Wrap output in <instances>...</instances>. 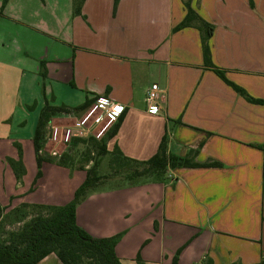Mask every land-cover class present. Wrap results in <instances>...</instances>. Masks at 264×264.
Here are the masks:
<instances>
[{"label": "crops", "instance_id": "crops-1", "mask_svg": "<svg viewBox=\"0 0 264 264\" xmlns=\"http://www.w3.org/2000/svg\"><path fill=\"white\" fill-rule=\"evenodd\" d=\"M185 1L85 0L75 15L73 0H0V160L18 161L15 143L24 151L32 145L45 106L71 111L52 118L62 126L87 101L108 97L126 107L107 140L110 152L147 161L166 136L170 155L218 165L134 180L100 173L108 177L79 204V226L97 238L117 237L123 264H174L176 257L177 264H258L264 103L251 99L264 101V0L190 4L214 27L211 62L246 95L205 66L203 30L174 31L187 16ZM152 84L162 90L157 114L146 104ZM8 169L0 179L8 211L70 202L29 195L26 178L9 188ZM69 173L74 181L77 173ZM37 264L63 263L51 254Z\"/></svg>", "mask_w": 264, "mask_h": 264}, {"label": "trees", "instance_id": "trees-1", "mask_svg": "<svg viewBox=\"0 0 264 264\" xmlns=\"http://www.w3.org/2000/svg\"><path fill=\"white\" fill-rule=\"evenodd\" d=\"M7 1V0H5ZM119 0H115L118 3ZM85 0H73L74 14H81L82 6ZM191 0L185 1L187 7V16L184 21L179 24L174 31L182 28L196 25L204 31L203 48L205 57V66L215 71L224 80L225 73L218 69L210 59V50L208 40L213 32V26L204 21L192 8ZM237 92L246 95V92L227 81ZM251 101L255 103H264L262 100ZM94 100H89L74 111L79 112L86 110ZM62 112L71 113L70 110L64 107L45 106L41 112L37 129L35 132L34 142L36 150H40V142L44 139V134L47 130L49 122L56 115ZM124 115L113 126L109 135L102 140H97L91 137L89 140L84 138L73 139L76 144H84L92 142L97 149L98 154L93 162V167L82 170L86 171L85 181L75 192V197L72 202L66 206H45L23 204L19 208L7 210L0 204V222L5 216L13 211L18 212L25 209H45L46 212L33 215L15 231L9 233L5 240H0V264H37L47 256L56 254L63 264H123L117 256V237L112 238H97L88 233L85 229L79 226L77 222V209L82 199L87 193L104 182L108 177L100 174L101 163L107 155L110 154L111 175L124 174L126 179L134 180L140 177H149L153 175L163 174L167 168L176 167H209L217 166L213 164H198L187 157H179L168 153V140L164 136L157 153L147 161H136L126 157L120 150L110 152L108 150L107 140L115 137L122 125ZM68 156L62 157L61 162L66 164ZM21 161H11L17 177L22 176L24 170ZM128 166V168H127ZM129 166L132 167L129 169ZM139 264H145L138 259ZM177 264V257L174 260ZM264 264V259L258 263Z\"/></svg>", "mask_w": 264, "mask_h": 264}, {"label": "rangeland", "instance_id": "rangeland-1", "mask_svg": "<svg viewBox=\"0 0 264 264\" xmlns=\"http://www.w3.org/2000/svg\"><path fill=\"white\" fill-rule=\"evenodd\" d=\"M85 109L79 112H76L78 116L77 119L84 114ZM60 123V122H58ZM48 131L46 130L44 134V139L40 142L39 152L36 150L35 142L33 140L32 145H25V151L23 146L18 144H13L14 149L18 154V161H21L23 165V174L20 177V181L27 180L29 185L28 194L34 195L39 198L50 199L53 201H60L65 203L68 199H71L70 202L74 200L75 194L73 192L74 185L80 187L79 183L80 177L84 176V181L86 178V171L82 170L83 168L88 169L93 167V162L97 158L98 151L94 147L92 142H87L84 144H76L74 141L68 143L65 149H57V156L52 155L51 146L49 147V137L47 136ZM91 137H86V140H89ZM17 141V140H16ZM56 148H54L55 150ZM68 156V162L63 164L61 162L62 157ZM10 157V156H9ZM12 158H6V160H0V179L3 180V173L8 167L9 171L7 172L6 185L9 188H14V184L19 181V178L16 175L14 167L11 163ZM10 166V167H9ZM100 173L106 174L111 172L110 168V157L106 156L100 166ZM128 168V166H127ZM132 168L129 166V169ZM69 172H76V179L70 180L71 176ZM83 174V175H81ZM69 177V178H68ZM76 188V190L78 189ZM75 191V190H74ZM76 192V191H75ZM70 193V194H69ZM70 202L59 205L66 206ZM15 212L13 211L9 215L5 216L3 221L0 222V240H5L8 238L9 233L17 230L22 224L23 221H27L33 215L39 214L41 212H46L43 210L35 209H25Z\"/></svg>", "mask_w": 264, "mask_h": 264}, {"label": "built area", "instance_id": "built-area-1", "mask_svg": "<svg viewBox=\"0 0 264 264\" xmlns=\"http://www.w3.org/2000/svg\"><path fill=\"white\" fill-rule=\"evenodd\" d=\"M162 90L158 84H152L147 92L146 104L148 111L151 113H159V101L161 99ZM126 107L120 103L114 102L108 97L101 96L94 100L82 117L75 119L72 124L60 125L58 122H49L47 127L50 141L48 146L53 149L52 155L57 156V149H65L73 139L94 137L102 140L109 135L113 126L119 121L120 117L125 113ZM54 148H56L54 150ZM203 264V263H201Z\"/></svg>", "mask_w": 264, "mask_h": 264}]
</instances>
